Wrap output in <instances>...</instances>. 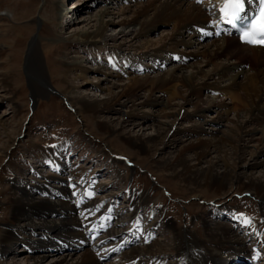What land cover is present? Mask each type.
Listing matches in <instances>:
<instances>
[{"label":"bare ground","instance_id":"6f19581e","mask_svg":"<svg viewBox=\"0 0 264 264\" xmlns=\"http://www.w3.org/2000/svg\"><path fill=\"white\" fill-rule=\"evenodd\" d=\"M102 1L110 3L117 0ZM255 1L245 0L244 10L251 9ZM223 4L224 0H200L199 3L196 0H127L120 12L131 11L132 15L121 18L117 24L121 28H138L135 27L137 30L133 32V40L113 46L118 51L116 57H121V62H114L112 66L117 68V71L105 72V77L99 79L101 82L96 85L98 89L107 91L105 96L95 98L90 96L89 92H85L84 96L76 95L77 86L73 84V80H76L78 75L68 80L70 71L66 69L63 73L66 80L63 82L68 88L63 90L62 94L72 110L79 115L96 116L114 106L135 109L158 107L157 110L161 113L162 108L164 110L172 106L168 112L172 120L147 136L123 133L124 123L112 125L108 120L97 122L96 125L107 132L117 134V129L121 130V139L126 145L147 154L158 150L159 145L174 135L171 132L172 126L184 107L192 106L196 117L214 110L209 124L214 126L225 122L229 124L227 130L222 131L219 137H214L212 127L210 134L206 132L208 137L197 138L189 149L181 150L182 153L167 160H157V167L166 171L169 176L180 179L192 189L194 198L200 197L197 192L203 188L216 192L228 189L230 193H243L255 198L262 209L264 225V157L258 159L264 156V48L240 44L228 31L219 36L215 35V27L222 24L220 8ZM53 7L54 16L58 17L62 11L60 0H55ZM25 9L24 13L31 10L32 5ZM112 14L111 6H102L96 14L85 19L87 24H90L89 31L74 33L68 37L59 34L57 38L59 41L84 46L110 42L112 44L116 38L106 36L105 32L115 21L111 18L104 20V17ZM155 24H169L170 32L160 36L156 43L142 42L137 49L142 52V60H147L152 65L134 66L137 63L134 58H124L121 54L130 49L133 41H139ZM193 38L197 42H194ZM192 41L196 45V53L201 54L203 60L200 65H191L190 70L183 72L186 66L185 47ZM178 51L181 58L176 59L175 56L173 59L177 64L174 68L164 71L167 58H171V54ZM30 53L29 48L26 57L30 64L28 68L29 72L35 73ZM67 61H63L64 65H73L85 72L93 70L81 62ZM121 65L130 67L131 73L143 71L144 74L127 77V81L122 82L121 77L124 76L121 75ZM33 79L36 83L37 79L40 84L45 82L38 74H34ZM5 80L4 77L3 81ZM102 84L107 86L102 87ZM113 88L117 91H112ZM164 91L167 95L163 94ZM200 125L195 122L190 126L188 134H202L204 128H200ZM6 129V125L0 121V131L6 133ZM254 141L258 144L252 146V151H248V145ZM6 150V147H0V155ZM43 159L56 173L65 168V159L60 157L57 150H50V155ZM257 167L262 169V173L254 176L251 170ZM68 172L70 170L63 175ZM52 176L41 183L42 188L40 184L31 185L29 191L25 187L18 188L21 197L13 201L15 205L12 208L17 226L16 230L7 229L3 233L0 242V252L3 256L15 243L24 245L28 250L37 251L57 246L71 249L70 242L75 241L73 246L77 248L78 259L68 263L61 258L55 264H165L164 257L172 261L167 264H240L243 261L248 264H264V228L260 232L248 220L245 226L246 219L239 217L229 207L221 206L218 213V210L215 211L217 207L211 210L212 215L209 218L212 219H202L201 222L203 238H194L191 229L180 230L166 219L162 209L149 204L145 197L137 196L136 193H129L127 200L129 209L126 222L129 224V230L104 232L94 243L95 246L87 249L85 247L89 246L92 238L103 229L101 226L106 220L108 219V225L109 220L116 217L115 210L108 206L107 211H102L103 215L91 221L89 212L96 210L98 206L95 200L88 199L92 192L84 191L82 197L79 191H76L74 198L73 191L69 189H73L74 183H66L67 177ZM81 180V187L85 190L88 180ZM49 182L58 185L56 187ZM92 182L93 179L90 185ZM77 206L80 210L78 216H75ZM124 210L120 208L119 214L122 215ZM213 212H216V219ZM97 215L99 212L96 217ZM159 226L170 231V244H150L149 240L154 236L153 231L160 230ZM92 233L94 234L90 237ZM125 234V240L122 241ZM35 235L41 237L34 238ZM151 235L153 236L150 238ZM101 238L103 240L99 241ZM139 241L141 245H138ZM127 246V251H122ZM69 252L71 253V250ZM257 252H260V255ZM113 255L118 256L119 260L115 263H104ZM241 256L243 260H238ZM29 258L32 264H39L42 259L39 256Z\"/></svg>","mask_w":264,"mask_h":264},{"label":"rangeland","instance_id":"374dc122","mask_svg":"<svg viewBox=\"0 0 264 264\" xmlns=\"http://www.w3.org/2000/svg\"><path fill=\"white\" fill-rule=\"evenodd\" d=\"M54 4L55 0H0V121L7 128L6 133L0 131V147L7 148L5 153L0 155V242L5 230H16L17 222L12 214V208L15 205L13 201L21 197L18 188L25 187L29 191L31 185H41L47 178L53 177L52 175L67 177L66 183H74L73 189H69L74 193L79 191L82 197L84 191L92 192L88 199L95 200L98 206L96 210L89 212L91 221L103 215L102 211H107L108 206H112L115 210L116 217L109 220V226L108 219L106 220L101 226L103 229H100L99 234L92 238L89 246L85 247L87 249H90L104 232L129 230V224L126 222L129 193L145 197L149 204L162 209L166 219H169L174 226L179 227L180 230L191 229L194 238H203L202 219L211 220L212 218H209L212 215L211 210L217 207L215 211L218 210V213L221 206L229 207L231 211L248 220L262 232L261 229L264 228L262 209L255 198L243 193H230L228 189L216 192L206 188L197 192L199 198H194L192 189L180 179L169 176L166 171L157 167V160H167L182 153L181 150L189 149L197 138L208 137L212 127L214 130L211 132L214 133V137H219L222 131H226L228 123L220 122L214 126L209 124L211 117L214 116V110L196 117L192 112V106L184 107L177 118L178 122L176 121L172 126L171 132L174 135L169 136L168 140L159 145L158 150H152L149 154L141 153L132 146L126 145L121 139V133L130 132L144 136L153 134L154 130L172 120L168 114L172 106L164 110L162 108L161 113L159 109L157 110L158 107L135 109L114 106L101 111L96 116L88 114H80V116L72 110L62 94L63 90L68 88L64 84L66 80L64 70L70 71L68 80L78 75L77 79L73 80V84L77 86L76 95L84 96L85 92H89L90 96L93 95L95 98L104 97L107 91L98 89L96 85L101 82L102 77H105V72L117 71V68L112 66L114 62H121V57H116L118 51L113 46L133 40L138 27L121 28L117 24L123 18L132 15L131 11L120 12V9L127 4V0L110 3L102 0H63V2L60 0L62 11L58 17L54 16ZM30 5L32 9L24 13V9ZM102 6H111L113 11V14L104 17V20L111 18L115 21L105 32L106 36L116 38L114 43L84 46L59 41L57 38L59 34L68 37L74 33L89 31L90 24L88 25L85 19L96 14ZM170 29L169 24L153 25L139 38V41H133L132 47L121 55L124 58H134L137 61L134 66L152 65L149 61L142 60L140 55L142 52L137 48L142 42L156 43L158 38L170 32ZM208 40L210 39H205ZM193 41L197 42L194 38ZM193 41L185 47L186 66L183 72L190 70L191 65H200L203 60V56L196 53V45ZM29 48L35 73L29 72L28 68L30 64L26 57ZM179 54H181L179 51L174 52L171 58L168 57L170 60L167 58L164 71L174 68L177 61L173 59L175 56L179 57ZM66 60L71 63L81 62L93 70L85 72L76 69L73 65H64L63 61ZM129 68L121 65V75L124 76L121 77L122 82H126L127 77L144 74L143 71L131 73ZM34 74H38L45 82L40 84L37 79L36 83L33 79ZM4 77L5 81H3ZM103 85L107 86L102 84V87ZM112 91L116 92L117 89L113 88ZM101 120L111 121L112 125L124 123L122 132L117 129V134H114L99 128L96 124ZM195 122L201 124L200 128H204L203 133L189 135L190 126ZM257 144L258 142L254 141L248 145V151H252V146ZM52 145L57 146L55 150L59 151L60 157L67 161L64 160L65 168L58 173L43 159L50 155ZM262 157L264 156L258 159L261 160ZM246 158L249 159L248 156ZM68 170L70 172L63 175ZM251 171L254 176L262 173L259 167ZM81 178L88 180L85 190L81 187L83 182ZM91 179H93L92 185H90ZM49 184L56 187L58 185L53 182ZM79 206L74 213L75 216L79 214ZM120 208L125 209L122 215L118 212ZM97 212L99 215L96 217ZM213 214L216 219V212ZM82 216L83 214L80 215ZM120 222H122L121 226H119ZM153 235L149 240L150 244H154L153 246L158 242L171 243L169 230L160 227V230L153 231ZM125 236L126 234L122 241L125 240ZM35 237L41 236L35 235ZM70 243L71 249L57 246L37 251L28 250L24 245L15 243L7 250L5 256L0 252V264H32L29 258L31 256L42 257L39 264H55L61 258L68 263L75 262L79 256L76 253L77 248L73 246L76 242ZM138 245H141V241ZM128 248L129 246L122 251H127ZM257 254L260 255V252ZM117 260L119 257L113 255L104 263H115ZM238 260H243L242 256ZM164 261L167 264L171 260L164 257ZM240 264L248 263L243 261Z\"/></svg>","mask_w":264,"mask_h":264},{"label":"snow or ice","instance_id":"6c2138e0","mask_svg":"<svg viewBox=\"0 0 264 264\" xmlns=\"http://www.w3.org/2000/svg\"><path fill=\"white\" fill-rule=\"evenodd\" d=\"M196 2L199 3L200 0H196ZM244 5L245 0H224L223 7L220 8V19L227 20L228 24L235 26L234 21L241 19L240 14L244 11ZM201 32L203 33V28H201ZM217 35H220V33H217ZM239 39L252 46L264 47V0H259V12L251 20L249 26L241 30ZM176 59H179V57ZM109 63H111V60ZM56 147V145L51 146L53 151ZM72 195L75 196V193L73 192ZM244 224L247 226L248 221L245 220Z\"/></svg>","mask_w":264,"mask_h":264}]
</instances>
